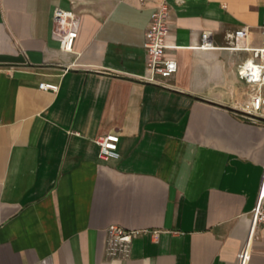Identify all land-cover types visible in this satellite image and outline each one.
<instances>
[{"label":"crops","instance_id":"1","mask_svg":"<svg viewBox=\"0 0 264 264\" xmlns=\"http://www.w3.org/2000/svg\"><path fill=\"white\" fill-rule=\"evenodd\" d=\"M171 8L175 75L141 80L145 31ZM56 7L80 18L73 52L52 35ZM264 0H0V264H239L264 168V122L230 50L261 45ZM212 31L214 49L198 46ZM58 85L44 90L40 83ZM116 133L119 158L99 157ZM140 233L128 259L106 229ZM248 264H264V225Z\"/></svg>","mask_w":264,"mask_h":264},{"label":"built area","instance_id":"2","mask_svg":"<svg viewBox=\"0 0 264 264\" xmlns=\"http://www.w3.org/2000/svg\"><path fill=\"white\" fill-rule=\"evenodd\" d=\"M171 8L167 1L159 3L151 14L145 31L144 48L147 53L145 73L141 80L152 84H162L171 78L179 69L178 61L166 55L167 35L170 31ZM80 18L74 10L56 7L52 17V35L60 42L64 52H73L79 34ZM250 28L242 26L234 31L230 50H246L252 55L237 65V74L250 88L248 100L239 107V112L246 118L264 122V18L261 26V45L249 48L245 41L249 37ZM199 49L216 48L212 31L202 32ZM39 87L44 90H58V85L42 82ZM120 136L116 133L99 135L95 142L99 145V157L103 160L119 158L118 143ZM264 225V168L261 177L258 199L249 218V229L245 242L239 253V264H248L251 259L253 242L258 230ZM140 233L129 230L118 224L106 229L105 255L112 259L126 260L131 255L132 242Z\"/></svg>","mask_w":264,"mask_h":264}]
</instances>
